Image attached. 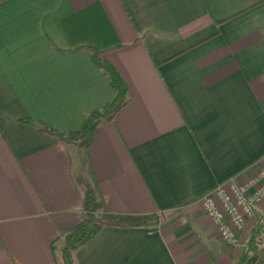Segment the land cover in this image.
Masks as SVG:
<instances>
[{
	"label": "crops",
	"instance_id": "crops-1",
	"mask_svg": "<svg viewBox=\"0 0 264 264\" xmlns=\"http://www.w3.org/2000/svg\"><path fill=\"white\" fill-rule=\"evenodd\" d=\"M92 53L127 89L87 148L99 213L162 218L103 226L73 264H242L202 201L264 168V0H0V264H62L83 217L77 144L45 126L113 99Z\"/></svg>",
	"mask_w": 264,
	"mask_h": 264
},
{
	"label": "trees",
	"instance_id": "trees-1",
	"mask_svg": "<svg viewBox=\"0 0 264 264\" xmlns=\"http://www.w3.org/2000/svg\"><path fill=\"white\" fill-rule=\"evenodd\" d=\"M91 56L94 64L103 71L115 91L113 99L102 109L90 113L81 127L75 132L60 133L45 126L47 131L54 134L57 138L77 144V155L81 170L76 176V180L85 188L82 203L83 217L76 230L66 235L63 239L64 247L60 251L62 264H73V252L84 245L105 225L146 227L150 224L154 226L158 223L157 214L125 215L102 212L101 219H96V213L103 209V200L95 178L91 173L87 148L99 125L110 121L115 113L126 104L127 89L125 83L111 64L99 58L96 53H92Z\"/></svg>",
	"mask_w": 264,
	"mask_h": 264
},
{
	"label": "built area",
	"instance_id": "built-area-1",
	"mask_svg": "<svg viewBox=\"0 0 264 264\" xmlns=\"http://www.w3.org/2000/svg\"><path fill=\"white\" fill-rule=\"evenodd\" d=\"M264 201V168L245 184H239L231 179L224 185H219L215 191L206 196L202 205L206 216L217 226L220 239L232 247H243L238 236L246 221L250 217H257L260 222L258 231L255 232L256 242L259 246L264 235V214L261 216L258 206Z\"/></svg>",
	"mask_w": 264,
	"mask_h": 264
},
{
	"label": "rangeland",
	"instance_id": "rangeland-1",
	"mask_svg": "<svg viewBox=\"0 0 264 264\" xmlns=\"http://www.w3.org/2000/svg\"><path fill=\"white\" fill-rule=\"evenodd\" d=\"M262 203H264V201H262L260 203V205ZM258 211H259V213H257L258 216L259 215L261 216V214H264V209L260 208V206H258ZM101 216H102V213H99V211H98L96 213V219L100 220ZM157 216H158L157 222L159 223V221L161 220L162 217L159 214H157ZM258 220L259 219L256 216L250 217V219H248L246 221V224L244 225L242 231L245 229L248 222L251 223V226L253 229L252 232L254 231V233H255L256 231H258L259 224H260V222ZM157 224H155V225H157ZM151 226H152V224L149 225V227H151ZM261 236H262L261 238H257V239H258V241L264 242V235H261ZM254 237H255V234L252 235L250 239H252L253 241L256 242V240H255L256 238H254ZM239 248H241V254H242L243 259H244L242 264H264V243H262V245L260 244L259 246L255 247V249H252L250 246L247 245V243H244L243 247H239Z\"/></svg>",
	"mask_w": 264,
	"mask_h": 264
}]
</instances>
